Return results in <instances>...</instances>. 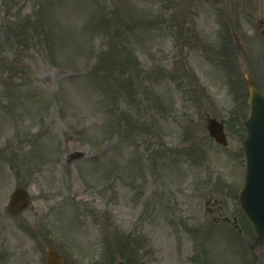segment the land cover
Masks as SVG:
<instances>
[{"label": "rangeland", "instance_id": "obj_1", "mask_svg": "<svg viewBox=\"0 0 264 264\" xmlns=\"http://www.w3.org/2000/svg\"><path fill=\"white\" fill-rule=\"evenodd\" d=\"M115 1H0V49L3 47L12 56H0V213H4L8 193L23 185L33 193L31 208L24 213L28 223L37 224L42 218L41 231L49 240L57 243L64 234L78 250L81 246L91 247L94 238L103 235L104 249L109 245L115 248L110 264H196L185 256L198 247L206 259L232 264L230 242L241 237L223 220L215 223L213 215L233 218L240 213L236 199L222 195L223 188L217 191L214 187L210 194L193 192L198 191L196 185L203 189L206 181L199 178L203 172L218 182L221 173L235 180L237 165L232 159L228 161L233 146H217L201 122L199 113L214 110L200 106L209 95L201 93L200 100L194 101V94L186 88L182 91L178 83L166 81L158 67L172 66L173 55L166 52L173 44L180 49L175 52L179 68L191 64L189 68L195 67L192 70L202 87L208 88V83L218 86L221 109L213 112L231 118L228 109L235 108V104L244 115L243 97L238 98V90L229 88V94L224 92L227 75L220 66L215 69L206 62L204 67L199 47L187 50L180 43L169 45L164 26L140 23L152 9L155 14L167 15L159 23L168 22L172 15L174 21H180L176 13L166 11L165 0ZM114 4L116 7L111 8ZM7 6L9 14L4 12ZM173 7L184 10L181 3L175 2ZM248 13L263 17L264 9ZM17 20L21 23L20 36L18 29L11 32L6 25ZM203 22H208L207 15L198 20L202 29L199 32L216 35L218 30H204ZM47 26L51 28L45 39L40 33ZM253 29L256 31L255 26ZM244 49L247 57L231 50L230 60L239 66L242 61L243 69L264 62V43L260 39ZM137 60L142 65L138 72ZM5 65L10 69L8 74L3 71ZM150 70L154 71L152 76L147 74ZM17 71L21 72L15 75ZM67 71H73L74 76L66 75ZM259 80L264 89V76ZM240 88L244 90L242 85ZM4 98L9 100L7 107ZM150 122L151 127L145 128ZM229 130L233 134L236 126L229 124ZM163 141L170 149L182 147L183 152L175 159L165 157L163 150L169 146ZM233 145L238 146L237 142ZM75 151L85 153L84 160L70 161L68 156ZM100 180H104L105 187ZM168 182L173 183L172 188ZM102 190L106 192L100 193ZM66 198V203L60 205ZM85 199L91 201L88 208L75 206V201L81 204ZM208 201L217 202L213 207L206 204ZM212 207L214 212L216 207L220 211L213 214ZM68 210L72 214H63ZM74 213L81 218L83 237L73 231L72 227L79 224ZM169 213L198 222L208 214L207 225L191 238L176 231ZM55 215L57 225L48 221ZM142 216L148 220L140 224ZM136 224L137 230H133ZM120 229L137 232L118 241ZM5 230L19 238L15 232ZM26 243H30L28 236L21 244ZM64 245L69 246L68 242ZM69 251L70 261L75 263V253Z\"/></svg>", "mask_w": 264, "mask_h": 264}, {"label": "water", "instance_id": "obj_2", "mask_svg": "<svg viewBox=\"0 0 264 264\" xmlns=\"http://www.w3.org/2000/svg\"><path fill=\"white\" fill-rule=\"evenodd\" d=\"M252 94L254 96V102L257 101V97L256 96V92L255 90L252 91ZM255 112L257 114V107L255 106ZM258 125H259V121L257 120V116L255 118V121L251 124V129H253L255 131V134L253 135V137H251L247 143V151L249 150L250 153V159L251 162L253 164V170L251 171V174L254 172L255 167H258L259 171L261 169H264L263 167V161H264V156H262L263 153V149L264 148V143L260 142L257 140V131H258ZM250 128V126H249ZM252 169V167L250 166V170ZM252 177V175H251ZM260 177L263 178V174L260 173ZM252 180V178H250ZM250 184V182H248V185Z\"/></svg>", "mask_w": 264, "mask_h": 264}]
</instances>
